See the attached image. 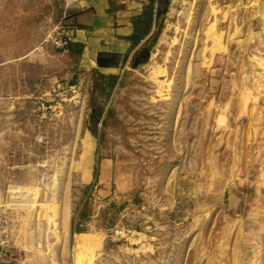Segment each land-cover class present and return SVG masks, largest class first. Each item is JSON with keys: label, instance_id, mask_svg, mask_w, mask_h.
Listing matches in <instances>:
<instances>
[{"label": "rangeland", "instance_id": "1", "mask_svg": "<svg viewBox=\"0 0 264 264\" xmlns=\"http://www.w3.org/2000/svg\"><path fill=\"white\" fill-rule=\"evenodd\" d=\"M164 6L99 88L78 0H0V263L264 264V0Z\"/></svg>", "mask_w": 264, "mask_h": 264}, {"label": "crops", "instance_id": "2", "mask_svg": "<svg viewBox=\"0 0 264 264\" xmlns=\"http://www.w3.org/2000/svg\"><path fill=\"white\" fill-rule=\"evenodd\" d=\"M160 0H78L75 35L69 51L104 74H117L137 53L150 33ZM99 54L110 57L109 66H99ZM113 55V56H111Z\"/></svg>", "mask_w": 264, "mask_h": 264}, {"label": "trees", "instance_id": "3", "mask_svg": "<svg viewBox=\"0 0 264 264\" xmlns=\"http://www.w3.org/2000/svg\"><path fill=\"white\" fill-rule=\"evenodd\" d=\"M113 56V55H111ZM97 63L99 66H109L113 62L111 61L110 57L104 54H99ZM111 79H115V74L109 73L108 75H105L103 73L100 74L99 79H95L94 84L96 87L104 88L106 84L110 83ZM94 115V113H93Z\"/></svg>", "mask_w": 264, "mask_h": 264}, {"label": "built area", "instance_id": "4", "mask_svg": "<svg viewBox=\"0 0 264 264\" xmlns=\"http://www.w3.org/2000/svg\"><path fill=\"white\" fill-rule=\"evenodd\" d=\"M154 14L156 15V12L158 10V2H155L154 4ZM63 36H61L59 39H58V46L60 47H68L69 44L71 43V41L73 40V35H74V31L73 30H63ZM3 243V241H2ZM0 264H10V263H0Z\"/></svg>", "mask_w": 264, "mask_h": 264}, {"label": "water", "instance_id": "5", "mask_svg": "<svg viewBox=\"0 0 264 264\" xmlns=\"http://www.w3.org/2000/svg\"><path fill=\"white\" fill-rule=\"evenodd\" d=\"M173 0H164L165 6L162 8L163 12H167L169 10V6ZM150 50H145L143 53H139V55L136 57L135 62L133 63V66H136L140 62V56L145 55V60L147 61L150 58Z\"/></svg>", "mask_w": 264, "mask_h": 264}]
</instances>
